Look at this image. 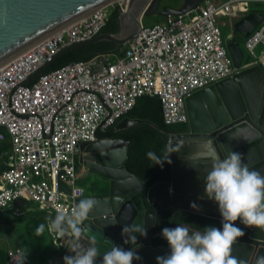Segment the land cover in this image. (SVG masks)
Instances as JSON below:
<instances>
[{
	"label": "built area",
	"instance_id": "2783aa9c",
	"mask_svg": "<svg viewBox=\"0 0 264 264\" xmlns=\"http://www.w3.org/2000/svg\"><path fill=\"white\" fill-rule=\"evenodd\" d=\"M260 3L264 0H202L154 26L141 20V32L122 53L70 63L28 82L61 50L103 32L108 12L101 8L11 60L0 69V146L9 147L0 174V211L22 215L24 207L35 204L55 217L57 208L75 207L86 196L77 173L82 145L117 126L139 98L157 97L166 125H188L186 100L239 72L228 51V42L236 40L233 20ZM222 18L232 28L226 39ZM244 45L250 64L264 71V19ZM82 227L86 232L85 223ZM20 252L8 251L9 264Z\"/></svg>",
	"mask_w": 264,
	"mask_h": 264
},
{
	"label": "water",
	"instance_id": "95a60500",
	"mask_svg": "<svg viewBox=\"0 0 264 264\" xmlns=\"http://www.w3.org/2000/svg\"><path fill=\"white\" fill-rule=\"evenodd\" d=\"M118 1L121 0H0V65L60 29L86 18L89 13ZM142 1L127 2L122 12L121 33H102L90 41L66 47L52 63L76 48L101 42H112L119 48L124 47L138 37L142 30L141 20L145 15L157 13L163 17L181 16L202 2L185 0L181 7H172L161 6V0H146L150 1L149 6L142 12L135 11V4ZM262 20L260 12L251 11L235 23L234 31L248 38ZM228 51L239 72L232 78L194 93L186 100L189 129L184 134L171 136L169 145L176 151L170 154L171 177L169 181H159L148 187L146 199L149 206L157 205L160 210H182L222 221L218 204L209 199L205 191L204 178L211 170V161L200 155V145L208 139L212 140L221 158L230 151L240 152L243 154V163L250 170L260 171L264 175V74L257 66L242 68L245 55L238 40L228 42ZM52 63H47L27 81L41 76ZM142 122L128 117L121 121L118 129L126 130ZM234 135L236 138L232 139ZM128 143V140L121 137L100 138L81 147L80 163L92 168V172L96 169L110 179L105 192L77 199V203L81 199L95 200V206L86 219L90 234H87V238L95 240L99 252L95 264H101L103 254L110 251L114 244H125L122 235L124 225H138L139 210L132 196L142 192L145 183L126 169ZM92 177L93 181L96 180L95 173ZM170 183L173 189L171 196L168 193ZM59 185L61 189L69 191L66 184ZM193 203L197 208L191 206ZM143 217V223L138 226L145 225L147 235L133 233L137 235V241L135 244L129 243L141 257L139 260L134 259L133 264H157L156 258L169 254L170 248L150 244L151 228L156 223V215L152 209H147ZM234 223L246 227L239 219ZM246 228L249 230L250 242L236 241L231 255L242 264H257L258 258L264 256V230ZM189 229L190 234L196 231ZM84 243L87 244L88 240ZM65 255L75 253L67 250ZM51 264H65V261L55 259Z\"/></svg>",
	"mask_w": 264,
	"mask_h": 264
},
{
	"label": "clouds",
	"instance_id": "9594fccd",
	"mask_svg": "<svg viewBox=\"0 0 264 264\" xmlns=\"http://www.w3.org/2000/svg\"><path fill=\"white\" fill-rule=\"evenodd\" d=\"M185 126L187 127L185 132L165 133L168 145L162 155L158 156L153 151L147 152V157L154 162V165L159 164L163 167L165 162H172L170 154L176 151L172 145H169L172 141L171 136L186 133L189 124ZM235 138L234 135L232 139ZM200 148L202 149L200 155L211 161V170L204 178L205 191L208 198L218 204L222 216V229L216 226H208L203 231L196 230L190 234V227L187 228V226L164 227L162 233H158V235L167 240L163 239L164 243L167 244L163 243V246L169 247L170 252L165 256H158L156 258L157 264H242L231 255L233 245L237 239L245 235V232L240 227L235 226L234 222L239 219L246 227L264 230V175L260 171L250 170L243 163V154L240 152L230 151L227 156L221 158L211 139L204 141ZM165 181H169V179ZM94 206L95 200L87 198L79 200L70 211L57 208L55 217L43 211L48 215L47 230L53 236L54 244L60 243L59 245H62V252L58 255H65L67 250L75 253L74 256L63 257L65 264H95L99 252L95 246V240L87 238L89 230L86 227V219H88ZM191 206L197 208L195 203ZM31 209L41 212L37 206L32 205L24 207L23 210L25 211L22 215H15L13 209L6 210H10L15 217H20ZM146 210L142 212V215ZM140 214L139 211V216ZM83 223H85L86 232L83 230ZM45 227V224H40L36 228V235H43ZM152 228L151 238H153ZM133 233L146 236L145 225H124L122 235L125 237V244L136 243L137 235ZM65 238L69 240L66 241ZM85 240H88L87 244L84 243ZM9 250H7L6 255H8ZM17 250H20L19 246L13 251ZM25 250H27L26 246ZM27 255L28 253L23 251L18 253L15 264H26ZM102 257L101 264H133L134 259H141L135 249L126 250L124 244H114L111 250L104 253ZM257 264H264V256L258 258Z\"/></svg>",
	"mask_w": 264,
	"mask_h": 264
},
{
	"label": "trees",
	"instance_id": "16d2710c",
	"mask_svg": "<svg viewBox=\"0 0 264 264\" xmlns=\"http://www.w3.org/2000/svg\"><path fill=\"white\" fill-rule=\"evenodd\" d=\"M261 13L264 19V9H255ZM163 19V18H162ZM122 31V11L121 7H116L111 17L108 16V22L103 33L119 34ZM245 38H243V41ZM123 47L119 48L112 42H101L90 46L76 48L56 60L47 69V72L56 70L64 65L74 62H86L98 55L109 53H122ZM131 119H140L143 122L134 127L117 132L116 127L111 128L107 132H100L99 138L121 137L128 140L126 169L138 176L144 183L145 189L132 196V201L140 211L139 221L142 219V212L145 209H152L156 215V223L152 228L153 234L162 233L164 227L174 228L177 225L187 226L195 230L203 231L205 227L216 226L222 229L220 220L208 218L202 215L182 211V210H160L157 205L149 206L146 199L148 187L156 182L168 180L171 177V163L165 162L163 167L147 157L148 151L155 152L158 156L163 154L165 147L168 145L166 134L173 131L185 132V125L168 126L164 123L163 106L157 97L139 98L134 108L128 114ZM9 147L7 145L0 146V174L7 167ZM102 193V192H101ZM48 215L46 212L38 210L27 211L23 216L15 217L10 210L0 212V227L14 225L21 227L22 243L32 253L27 255L28 259L32 258L37 264H51L60 252L62 245L55 247L52 237L47 230ZM40 224H45L43 239L36 235V228ZM245 235L237 239V242L249 243V230L240 225ZM18 238V237H17ZM13 238L11 245L20 246L22 243H14ZM60 244V243H58ZM155 245L161 244L159 241L154 242ZM7 250L0 249V264H9Z\"/></svg>",
	"mask_w": 264,
	"mask_h": 264
},
{
	"label": "rangeland",
	"instance_id": "374dc122",
	"mask_svg": "<svg viewBox=\"0 0 264 264\" xmlns=\"http://www.w3.org/2000/svg\"><path fill=\"white\" fill-rule=\"evenodd\" d=\"M184 2L185 0H161L160 3H161V6L168 5L172 7H181L182 5H184ZM126 3L127 2L125 1H118V2H115L114 5L108 7L106 10V12H108V16L111 17L116 7H121V8L125 7ZM253 6H254L253 7L254 9H264V3L255 4ZM245 16L246 15H239L238 17H236L233 20L234 24L237 21H239L241 18H244ZM162 18H163L162 16L157 15V13H155V15H149V16L145 15L143 17L142 22L145 27L154 26L155 24L160 23L162 21ZM219 23L224 32V37L226 39L229 34H232V28L230 25V21L227 18H222ZM241 48L243 49L244 55H245L242 68L246 69L249 67H254L252 66V64H250V60L247 61L248 52L246 51L244 41L241 42ZM259 70L264 74V71L261 70V68H259ZM85 172L90 173L91 175L86 174ZM77 173L79 174V177H80V179L78 180V184H81L83 187L86 188L87 195H97L98 193L105 192L104 190L106 189L104 188L102 190L101 188L104 186H109L110 179L103 176L102 174L98 172L95 173L98 179L93 181L92 168L83 166L79 161H77ZM32 206H35V204H32ZM143 216L144 214L142 215L141 221L138 220V225H141L143 223V218H144ZM22 234L23 233L21 232L20 226L14 225V228L12 226H1L0 227V249L6 251L7 249H9V247L13 246L11 245V243L13 242V238H16V240L14 241V243L16 244L22 242V237H21ZM88 236H90V234H88ZM39 238L43 239V235H40ZM120 244L121 243H119V245ZM124 247L126 249L132 248L130 244H124ZM19 248H20V251L27 253V251L25 250V246L23 244L20 245ZM30 254L32 253L30 252ZM29 261L30 262H27L28 264H37L36 261L32 258H30Z\"/></svg>",
	"mask_w": 264,
	"mask_h": 264
},
{
	"label": "bare ground",
	"instance_id": "6f19581e",
	"mask_svg": "<svg viewBox=\"0 0 264 264\" xmlns=\"http://www.w3.org/2000/svg\"><path fill=\"white\" fill-rule=\"evenodd\" d=\"M121 1H125V2H128L129 0H121ZM144 1V0H143ZM139 2L138 4H135V6H134V10L135 11H140V12H142L145 8H147L148 6H149V4H150V1H144V2ZM113 4H107L106 6H103V7H101L102 9H104V10H107V8L108 7H110V6H112ZM127 6V5H126ZM114 7V6H113ZM101 8H99V9H101ZM99 9H97V11L99 10ZM96 10L95 11H93L94 13L95 12H97ZM93 12H91V13H89V15L88 16H92V15H94V13ZM87 16V17H88ZM142 20H143V18H142ZM20 55V54H19ZM19 55H16L15 57H13L11 60H13V59H15L17 56H19ZM11 60H9V61H7L6 63H4V64H2V65H0V69L1 68H3L4 66H6L7 64H9L10 62H11Z\"/></svg>",
	"mask_w": 264,
	"mask_h": 264
},
{
	"label": "flooded vegetation",
	"instance_id": "af4514ba",
	"mask_svg": "<svg viewBox=\"0 0 264 264\" xmlns=\"http://www.w3.org/2000/svg\"><path fill=\"white\" fill-rule=\"evenodd\" d=\"M255 10V9H254ZM239 35V36H238ZM243 38H244V35H240V34H236V36H235V39L236 40H238L239 42H240V44H241V42L243 41ZM80 159H81V157H79V159H78V161H80ZM89 175H91L90 173H89ZM97 183V182H96ZM105 188V186L104 187H102L101 189L103 190ZM108 193V192H107ZM155 241H159V242H161V244H159V245H155L154 244V242ZM164 241H163V238L160 236V235H158V234H153V238H151V245L152 246H154V247H159V246H163L164 244ZM165 245H167V244H165Z\"/></svg>",
	"mask_w": 264,
	"mask_h": 264
},
{
	"label": "crops",
	"instance_id": "0c3cea01",
	"mask_svg": "<svg viewBox=\"0 0 264 264\" xmlns=\"http://www.w3.org/2000/svg\"><path fill=\"white\" fill-rule=\"evenodd\" d=\"M125 47V46H124ZM124 47H123V49H124ZM128 118V117H127ZM116 130H117V132L119 133V132H121L122 130H119L118 129V126H116ZM106 139V138H105ZM80 162V161H79ZM97 171H96V169H93V173H96ZM86 174H88L87 172H85ZM98 178H97V176H96V180H97ZM52 237V242H53V245L55 246V247H57V245H59V244H54V238H53V236H51ZM15 248H17V246L16 245H13V246H11V247H9V249H13V250H15ZM9 249H7V250H9ZM27 251V253H28V255L30 254V251L27 249L26 250ZM31 255V254H30ZM64 256H74V255H61V256H57L55 259H63V257ZM54 259V260H55ZM53 260V261H54ZM27 262H30L29 261V259H28V256H27V260H26V264H28Z\"/></svg>",
	"mask_w": 264,
	"mask_h": 264
}]
</instances>
